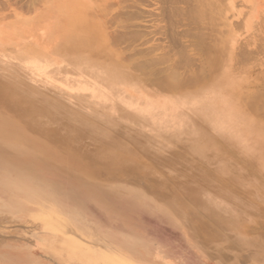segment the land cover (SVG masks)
Segmentation results:
<instances>
[{
  "label": "rangeland",
  "instance_id": "374dc122",
  "mask_svg": "<svg viewBox=\"0 0 264 264\" xmlns=\"http://www.w3.org/2000/svg\"><path fill=\"white\" fill-rule=\"evenodd\" d=\"M171 1L0 0V94L32 97L51 126L46 144L16 141L36 159L34 172L0 161V264H264L256 240L264 236V182L252 177L230 127L202 129L208 97L229 85L208 78L204 62L217 46L228 63L219 75L247 94L264 91L256 89L264 87V0H216L212 24L193 21L188 7L197 0ZM85 26L90 32L74 33ZM235 47L252 55L237 59ZM200 76L207 79L193 81ZM88 87L100 98L87 97ZM163 103L188 127L156 123ZM12 114L8 121L22 118ZM0 132L1 144L12 142ZM206 135L225 148L226 165L202 148ZM67 160L101 181L67 174Z\"/></svg>",
  "mask_w": 264,
  "mask_h": 264
},
{
  "label": "bare ground",
  "instance_id": "6f19581e",
  "mask_svg": "<svg viewBox=\"0 0 264 264\" xmlns=\"http://www.w3.org/2000/svg\"><path fill=\"white\" fill-rule=\"evenodd\" d=\"M171 1V0H170ZM186 1V0H185ZM192 0H190L191 2ZM172 2V1H171ZM173 2H175L173 0ZM197 2V4L195 3ZM178 3H179V0H178ZM185 3V2H184ZM192 3V2H191ZM189 5V9L190 7L192 6L193 8L191 9L190 13L193 14V16H195L193 19L192 15L188 12L185 14L184 12H182L183 10L187 9V7H183L184 9L181 11L183 14L185 15H191L190 17L193 19V21L197 22V21H206L205 23L208 24L211 23L212 21L214 22V19L215 17L217 18L218 16V6H219V3L216 1V0H197V1H194V3L196 4L194 6V3H192ZM177 4V3H176ZM173 5V4H172ZM178 5V4H177ZM188 6V5H186ZM182 7V6H181ZM175 8V7H174ZM188 9V10H189ZM175 10V9H174ZM187 10V11H188ZM179 12L180 14V11L179 9L176 10ZM176 11H172V12H176ZM174 13H172V15L174 16ZM181 13V14H182ZM178 14V15H179ZM177 15V14H176ZM180 16V15H179ZM187 17V16H186ZM181 18V17H180ZM184 19V18H183ZM198 19V20H197ZM178 20V19H176ZM180 20V19H179ZM189 20V19H188ZM219 20V19H218ZM81 21V20H80ZM187 21V20H186ZM192 21V20H191ZM192 21V22H193ZM203 21V22H204ZM206 24V25H207ZM212 24V23H211ZM211 24H209L211 26ZM217 25H221L219 23H215ZM194 24L192 23V26ZM198 25V24H196ZM205 25H202L201 28H203ZM209 26V27H210ZM196 26L194 25L193 28H195ZM198 27V26H197ZM207 28V26H205ZM204 27V29H206ZM211 27H214V26H211ZM216 27V26H215ZM201 28H198V29H201ZM238 29V28H237ZM197 30V28L195 29ZM210 30V29H209ZM213 30V29H212ZM211 30V32H212ZM224 29H222L223 31ZM85 31H88L90 32V27H87L85 26L84 28H76V30L74 31L75 34H78V33H83ZM194 31V30H192ZM199 31V30H197ZM196 31V32H197ZM203 30L201 29L200 32H202ZM208 31V30H207ZM215 31V29H214ZM213 31V32H214ZM221 31V32H222ZM226 31V30H224ZM192 33L194 36V34H197L200 32H197V33ZM190 33V32H189ZM205 33V32H204ZM203 33V34H204ZM209 34H211L209 31L207 32ZM218 33V32H216ZM74 34V35H75ZM220 34V30H219V33ZM222 34L225 35L224 32H222ZM213 35V34H211ZM197 37V35H195ZM194 36V37H195ZM216 36V35H215ZM214 36V37H215ZM221 36V34H220ZM200 37H203V36H200ZM209 37V35L207 36ZM212 36V38H214ZM217 37V36H216ZM222 37V36H221ZM205 38V36L203 37V39ZM211 38V39H212ZM218 38V37H217ZM199 39V38H198ZM202 39V40H203ZM208 39V38H207ZM200 41V40H199ZM198 41V42H199ZM215 41V39H214ZM214 41H213V44H214ZM204 42V41H203ZM207 42V40H206ZM217 42V41H216ZM218 42H219V39H218ZM233 42V41H232ZM202 43V41L200 42V44ZM230 43V42H228ZM200 44H196L198 46H200ZM204 44V43H202ZM217 44V43H216ZM225 44V43H224ZM195 45V44H194ZM208 45V44H207ZM218 45V44H217ZM227 45V44H226ZM244 45V44H243ZM205 46V45H204ZM203 46V47H204ZM211 46V44H210ZM229 46V45H228ZM202 47V46H201ZM215 47V45L213 46ZM230 47V46H229ZM198 48V47H197ZM224 47H221L220 45L217 46V48H213L214 49V53H211L209 54V57L206 58V62H204L205 64V67H206V63L207 65H210L209 67L210 68H207L208 70H213V72H210V76L209 80L210 81H213L214 83H219V87L221 86V84H229L228 86H224V88L220 87L218 88V90H215V92L213 93V95H210L208 97L207 100H209L207 103H205V107L203 106L202 107V112L204 114H208L210 116V121L208 122V125L205 127V126H202V129L203 130H206V131H209V129H214L215 130H219L220 128L221 129H226L228 127H230L229 130H231L233 132V135L235 137H232V142L234 140V138H237L236 140V143L237 145H235L238 150H240V152L242 151V153L244 154V157L245 159H248L250 160L252 163H249L250 165L247 164V166L249 167H252L253 170L251 171L252 172V177H254V179L256 178L257 182L262 184L264 182V179L261 180L260 176H263L264 177V136L262 133H264V91L263 93L259 94V95H254V94H251V93H246V92H243L242 91V88H240V84L238 82H232L231 83V78H227L228 80H225L224 77H222L221 75L218 74V70L221 69V68H224V64H225V60L224 59H221L222 57V54L224 52ZM232 48V47H231ZM239 48V47H238ZM238 48L235 47L236 50H238ZM200 49V48H199ZM198 49V50H199ZM202 49V48H201ZM207 49V47H206ZM209 51L211 48H208ZM242 49H245V48H242ZM240 50L241 48H239V51H237L236 54H239L238 56L236 55V58L239 59V56H243V57H249L252 55H248V52L247 50L246 53L242 52L240 53ZM206 51V50H205ZM231 51V50H230ZM243 51V50H242ZM253 51V50H252ZM211 52V51H210ZM239 52V53H238ZM249 53H251L249 51ZM253 53V52H252ZM254 54V53H253ZM224 55V54H223ZM247 55V56H246ZM203 56V55H202ZM225 56V55H224ZM183 57V58H182ZM181 59V63L183 64H186L185 61L188 59L186 58L185 59V56H182ZM243 57H241V61L238 62V63H242L243 61ZM228 59L229 56L225 57V59ZM245 61H249V59H245ZM180 59V60H181ZM185 59V60H184ZM252 59V58H251ZM250 59V60H251ZM203 60L205 61V59L203 58ZM189 61V60H188ZM244 63H250L249 62H245ZM254 61V60H253ZM180 62V61H179ZM187 62V61H186ZM243 63V65H244ZM140 64V63H139ZM188 64V63H187ZM203 64V63H202ZM228 63L226 62V65ZM135 65V64H134ZM141 65V64H140ZM239 65V64H238ZM242 65V64H241ZM144 66V65H143ZM143 66H140L142 67L143 69ZM135 68V66H134ZM137 68V66H136ZM204 68V66H203ZM141 71H144L142 70ZM205 69V68H204ZM210 70V71H211ZM140 71V72H141ZM175 72V70H172ZM206 71V69H205ZM204 71V72H205ZM206 72H209V71H206ZM172 75H169L170 77V80H171V76L173 77V74ZM171 74V73H170ZM193 74H194V71H193ZM208 74V73H207ZM118 78H122L124 80H128L129 77L126 73H122V72H119L118 74ZM164 75V74H163ZM168 75V74H165V76ZM177 75V74H175ZM195 75V74H194ZM206 75V74H205ZM228 75V74H226ZM162 76V75H161ZM160 76V77H161ZM165 76H163L162 78L163 79H166L168 77L165 78ZM182 77V75H179ZM207 76H200V77H195L193 81H200L202 79L203 80H206ZM180 78V77H179ZM262 78H264V76H262ZM142 78H140L141 80ZM169 79V78H168ZM187 78H185L186 80ZM156 81H153V83L157 82V80L159 79H155ZM168 80V82L170 81ZM173 80V79H172ZM178 80V79H177ZM180 80V79H179ZM184 80V81H185ZM1 81V79H0ZM117 81V79H116ZM166 81V80H164ZM167 82V81H166ZM192 82V81H191ZM261 82H262V79H261ZM180 83V81H179ZM179 83L177 86H179ZM231 83V84H230ZM119 84V82H118ZM157 84H160L159 82ZM171 84V83H169ZM173 84V83H172ZM188 84V82H187ZM192 84V83H191ZM200 84V82L198 83ZM260 84V83H258ZM174 86L176 85V83L173 84ZM183 85V84H182ZM193 85V84H192ZM197 85V84H196ZM195 85V86H196ZM201 85V84H200ZM162 86V85H161ZM165 86V85H164ZM263 86V83L261 85V87ZM92 87V86H91ZM172 87V86H171ZM254 87V86H253ZM256 88L257 90H264L263 88ZM89 88V87H88ZM158 88V87H157ZM169 88V87H168ZM178 88V87H177ZM175 88L177 91L176 93L178 92V89ZM174 89V87H173ZM181 90V89H180ZM258 90V91H259ZM261 90V91H262ZM114 91V90H113ZM171 91V89H170ZM258 91H253V93L257 92ZM260 91V92H261ZM114 93V92H113ZM87 94V97H90V98H94V99H98L100 98L99 97V92L92 89V88H89V91L86 93ZM170 94V93H168ZM172 94V93H171ZM170 94V95H171ZM173 95V94H172ZM175 95V94H174ZM111 96V95H110ZM117 97V96H116ZM182 97V96H181ZM112 98V96H111ZM185 98V97H184ZM105 99V98H103ZM114 99V98H113ZM165 99V98H164ZM174 99V98H173ZM179 99V98H178ZM181 99V98H180ZM179 99V100H180ZM110 100V99H109ZM158 100V99H157ZM156 101V100H155ZM174 101V100H173ZM182 101V100H180ZM184 101V100H183ZM187 101V99H186ZM198 101V100H196ZM261 101H263L262 104H259ZM0 102L2 103H5L6 104V107L3 108L1 111H0V128L3 130L4 132V135H8L10 137H12V142L10 143H7V144H1L0 143V161H4L6 160V162H8L11 167L15 168L16 170H23V171H35V163H37L36 159L34 157H29L27 155V151L24 149V147H20L18 145V143L16 142L17 140H20V139H25L26 142L29 143V141H33V140H38L39 142H42L43 144H46V138L45 136H43L42 134L45 133L46 130H48L51 126H50V121L49 119L46 117V116H43L42 112L45 111V110H41V106L37 105L35 100L31 97V98H26L23 99L22 96L18 93H14L12 95H9V96H3L2 94H0ZM176 102V101H175ZM178 102V101H177ZM157 103V102H156ZM201 103V102H200ZM160 104V103H159ZM202 104V103H201ZM169 105H171L170 103L168 104H161L160 107L158 108V112H155L157 115H158V119H156V123H159L161 125H164L167 129H170V128H174L172 130H176L175 128H178V129H183L184 128V125L187 126V122L185 123V114L184 113H179L178 115H168V107ZM197 107V106H196ZM44 108V107H43ZM42 108V109H43ZM148 109L150 110L151 108L149 107H142L141 109ZM195 108V107H194ZM193 109V108H192ZM200 109V108H199ZM143 112V111H142ZM12 113H17L18 115H22V118H18L19 120H17L16 118H13L11 121H8L9 118L6 117V115H13ZM197 113V112H196ZM149 115V114H148ZM198 115V114H197ZM200 115V114H199ZM152 121V120H151ZM208 121V120H207ZM155 122V121H152V123ZM210 124V126H209ZM192 125V124H191ZM20 126H23L24 128L27 129V131L29 133H32L34 135H36V138L35 139H27V138H24L22 135H20L18 132V128ZM161 127V126H160ZM188 127V126H187ZM220 131V130H219ZM226 132V131H224ZM231 132V133H232ZM241 134H240V133ZM172 133V132H171ZM191 133V132H190ZM192 133H195L192 131ZM1 132H0V137H1ZM160 134V133H159ZM38 135H40L39 137H37ZM180 135V133H179ZM43 136V137H42ZM181 136V135H180ZM195 136V135H194ZM237 136V137H236ZM41 137V138H40ZM219 144V143H218ZM216 143V141L210 137V136H207L206 135V141L204 142V144H202V148L208 150V154L207 155H212L215 157L216 159V162H222L221 164L223 165H226L224 163V159H219L220 157V151L222 150H225L224 147L220 148V146H217L218 145ZM218 147L220 149H218ZM222 149V150H221ZM202 151V154L206 151ZM223 152V151H222ZM218 159V160H217ZM213 164V163H211ZM215 164V163H214ZM62 168L63 170L67 173V174H72L73 176L76 175L78 176V171H86L85 169L83 168H75L73 167V165L71 163H69V161L67 160L66 162H64L62 165ZM232 166V165H231ZM234 166V165H233ZM242 167H243V164H242ZM238 168V167H237ZM241 169V168H240ZM244 169V167H243ZM242 171V170H241ZM239 171H235L234 173H238ZM244 172V171H243ZM247 173V172H246ZM81 180L83 179H90V178H93V180L95 181L96 184H98L97 182L98 181H101V179H99L97 176L95 175H92L90 173H88L87 171L84 173L81 172ZM258 175V176H257ZM239 176V175H238ZM240 178L238 180H236L237 183H240L242 182V180L244 179H248L250 178V173L249 174H243L242 176H239ZM249 180V179H248ZM80 182V181H79ZM113 182H116V181H113ZM245 182V181H244ZM251 182V181H250ZM106 183V182H105ZM227 183V181H226ZM227 184H231V182L227 183ZM250 185H252L253 183H248ZM257 184V183H256ZM255 184V185H256ZM263 185V184H262ZM254 186V185H253ZM253 186H252V189H253ZM250 187V186H248ZM259 187V186H258ZM255 188V187H254ZM260 188V187H259ZM90 189V188H89ZM257 189V188H256ZM261 190V189H260ZM132 191V190H131ZM252 191V190H251ZM127 192V190H126ZM257 192V190L255 191ZM134 193V192H133ZM257 195V194H256ZM260 195V194H259ZM204 196V195H203ZM239 197V196H238ZM242 198V197H241ZM240 198V199H241ZM238 198V200H240ZM233 200V199H232ZM233 201H237V200H233ZM245 201V200H244ZM151 202V201H150ZM241 202V200H240ZM99 203V202H98ZM152 203V202H151ZM155 203V201L153 202ZM236 204V203H235ZM237 204H238V201H237ZM106 205V204H105ZM233 205V204H232ZM141 210V209H140ZM123 211V210H122ZM176 211V210H175ZM194 211V210H193ZM240 211V210H239ZM163 213V210L161 211ZM164 212L170 217L171 215V212L168 208H166V210H164ZM178 212V211H177ZM111 213V212H110ZM143 213V212H141ZM243 213V212H242ZM180 215V214H179ZM178 215V216H179ZM152 217V216H151ZM154 217V216H153ZM157 220V219H156ZM192 224V223H191ZM197 225V224H196ZM195 225V226H196ZM191 226V225H190ZM194 226V228H195ZM201 226V225H200ZM202 227V226H201ZM207 227V226H206ZM199 228V226H198ZM204 228V227H203ZM192 230V229H191ZM195 231V230H194ZM198 236L199 233L197 234ZM205 235V234H204ZM203 236V235H202ZM201 236V237H202ZM205 237V236H204ZM203 237V238H204ZM249 237V236H248ZM256 240L260 243H263L264 242V236L263 234H260L258 238H256ZM246 242V241H245ZM256 242V241H254ZM248 245L250 247H253L257 245L255 244H252L251 242H248ZM224 247V246H223ZM224 249V248H223ZM257 249V248H256ZM254 252V251H253ZM257 253V252H256ZM264 253V252H263ZM261 256V255H260Z\"/></svg>",
  "mask_w": 264,
  "mask_h": 264
}]
</instances>
